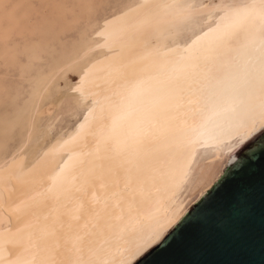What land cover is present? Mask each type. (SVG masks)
Wrapping results in <instances>:
<instances>
[{"label":"bare ground","instance_id":"obj_1","mask_svg":"<svg viewBox=\"0 0 264 264\" xmlns=\"http://www.w3.org/2000/svg\"><path fill=\"white\" fill-rule=\"evenodd\" d=\"M38 2L0 0V60L32 78L26 106L0 119V264H134L264 130V0H237L233 11H222L226 0H136L112 33L81 36L32 75L47 22L64 21V31L80 19L77 7L93 10L92 0ZM218 8L207 38L178 37L183 20L198 11L211 22ZM18 34L37 37L24 64L11 44ZM110 48L105 63L83 69ZM73 68L78 80L61 83ZM66 96L82 111L54 132Z\"/></svg>","mask_w":264,"mask_h":264},{"label":"water","instance_id":"obj_2","mask_svg":"<svg viewBox=\"0 0 264 264\" xmlns=\"http://www.w3.org/2000/svg\"><path fill=\"white\" fill-rule=\"evenodd\" d=\"M134 264H264V130Z\"/></svg>","mask_w":264,"mask_h":264},{"label":"rangeland","instance_id":"obj_3","mask_svg":"<svg viewBox=\"0 0 264 264\" xmlns=\"http://www.w3.org/2000/svg\"><path fill=\"white\" fill-rule=\"evenodd\" d=\"M135 1L136 0H92L93 10H91L89 13H86L85 11H83V9L81 7H77L78 14L81 16L80 19L78 20V22H76L74 27H71L69 29H64V31L60 30L61 28H63L64 21H62L60 19L55 20L53 22V24L54 25L56 24V25L53 28H52L53 24L47 22L48 29H49L48 31H51V33L46 34L45 36L48 38L49 43L46 45L45 49L43 48V50H41L40 57L37 58V61H34V60H36L34 58L29 62L27 54L23 51L24 45L27 43V41H30L32 38H37V37L36 36H29L27 38H24L21 36L22 34H20V35L18 34L15 37L13 36V38L11 39V44H14V43L17 44L18 48L20 49V52H17L18 58L16 60L17 61L20 60L21 62H23L22 64L29 62L28 67L31 69L32 75L36 74V72L39 69L40 70H48L56 62L62 60L64 57H66V55L76 45V43L80 42L81 36H86L87 34L91 35L92 32H97V34H98V33H100V31L102 34H105V35H107L108 33L109 34L112 33L115 29V23L114 22H115V19L117 18V16L125 8V6H127L128 4L133 3ZM196 1L205 2L206 0H196ZM219 1L220 0H207L205 3L207 5H210V4L219 3ZM226 1L230 5L223 8L222 11H233L234 9H236V7L234 6V3L237 0H226ZM35 2L37 3L36 7L41 8V6H43L40 2H38V0L37 1L35 0ZM97 5H98V8H97ZM196 5H195V8H198ZM220 10L221 9H219V8L217 9L216 16L214 17V20L211 22L210 21L207 22V21L202 20L200 12L196 11L187 20H183L177 26V29L179 30L178 37L182 40L187 41V40H190L191 37L193 35H195V33L197 31H200L199 36H201L202 39L207 38V36L210 33L212 26L217 24V22L219 20ZM82 16H83V18H82ZM113 23H114V25H113ZM196 23H198L199 25ZM47 25H46V27H47ZM109 26H111V27L109 28ZM84 32H85V34H84ZM23 33H24V31H23ZM14 46L15 45H13V47ZM112 51H113V48H110L103 53L95 52L94 56L90 58L89 62H87V65H89V66L86 65L83 67V69L88 70V71L89 70L92 71V70L98 68V66L105 63V61L108 59V55L110 56ZM99 56H101V58ZM91 59H93V61ZM94 59H95V61H99V60L100 61L96 63V62H94ZM91 62H94V63H91ZM89 63L91 64V66ZM92 65H93V67H92ZM8 67L11 69H9ZM85 67H86V69H85ZM78 70H79L78 68H73V69L69 70L68 71L69 73H67V76L66 75H64L63 77L61 76L59 78V81L63 84L66 83L68 80H71V79H72L71 80L72 82L77 81L78 80V74H79ZM8 77H9V79H8ZM62 78H65V82H64V79L62 80ZM30 80H32V78L30 79L29 76L22 74V66H20L19 63L13 65L10 62H5L3 59L0 60V81L4 86V87H2L3 88L2 95H1L2 99L0 101V119L3 117L4 118L5 117L14 118V117H16L15 114L16 115L19 114V113L17 114V111L20 112L18 108H20V110H21L22 108H24L26 106V103L30 99V93L32 91L31 90L32 89V87H31L32 81H30ZM22 83H24V84L22 85ZM12 87H13V89L11 91ZM6 88L7 89L10 88L9 89L10 91L7 90ZM64 88H66L65 85H64ZM17 89H19V90H17ZM13 91H14V93H13ZM15 91H17V93H18L17 95H16ZM6 94H7V97H5ZM3 95H5V96H3ZM9 95H11V96H9ZM13 95H14V97L11 98ZM3 102H5V103H3ZM13 103H15V104H13ZM77 107H79V106L75 105V103L68 96H66L62 100V102L56 108V113L58 114V118L56 120V123L53 126L54 132H57L62 127H65V126L69 127V126H71L77 122V120L80 117L79 113L82 111V109H80L81 107L76 109ZM73 119H75V120L73 121ZM18 133L19 132H17V134ZM19 137L21 138V135L20 136L16 135L13 138V141H10L12 143L9 142L10 145L14 146L15 143H17L19 141V139H20ZM208 143H210V141ZM208 152L203 153V155H201L199 157V159L196 163L195 170L193 171V174L187 183V187H190L198 178L199 174L196 172L198 171L199 165L204 163L206 161V159L208 158V156L210 154Z\"/></svg>","mask_w":264,"mask_h":264}]
</instances>
